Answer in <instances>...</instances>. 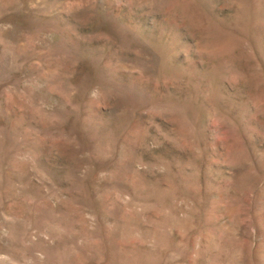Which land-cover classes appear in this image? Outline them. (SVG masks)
<instances>
[{"label": "rangeland", "instance_id": "obj_1", "mask_svg": "<svg viewBox=\"0 0 264 264\" xmlns=\"http://www.w3.org/2000/svg\"><path fill=\"white\" fill-rule=\"evenodd\" d=\"M0 264H264V0H0Z\"/></svg>", "mask_w": 264, "mask_h": 264}]
</instances>
